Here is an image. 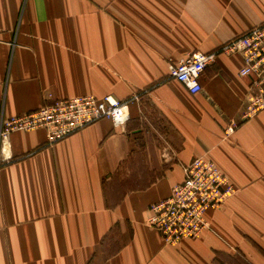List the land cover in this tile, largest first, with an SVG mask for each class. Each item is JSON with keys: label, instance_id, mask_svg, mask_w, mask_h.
<instances>
[{"label": "crops", "instance_id": "1", "mask_svg": "<svg viewBox=\"0 0 264 264\" xmlns=\"http://www.w3.org/2000/svg\"><path fill=\"white\" fill-rule=\"evenodd\" d=\"M262 23L264 0H0V122L89 96L129 113L53 143L43 129L9 135L0 264H264V109L243 116L251 76L238 54H218L196 95L168 77ZM198 157L234 194L196 239L166 245L149 206Z\"/></svg>", "mask_w": 264, "mask_h": 264}, {"label": "built area", "instance_id": "2", "mask_svg": "<svg viewBox=\"0 0 264 264\" xmlns=\"http://www.w3.org/2000/svg\"><path fill=\"white\" fill-rule=\"evenodd\" d=\"M218 54H238L242 60L239 75L252 78L244 118L264 109V23L232 38L212 53H194L185 60L168 65V77L180 83L191 95L201 92L200 77ZM108 119L114 126L129 120L127 103L112 96L101 99L76 97L50 103L34 112L12 116L0 122V168L11 160L8 137L13 132L43 129L47 141L62 140L99 120ZM237 124L225 129L230 136ZM234 194L228 178L204 157L183 166V180L173 186L170 195L148 209L147 226L156 230L166 245L196 239L208 229L204 215L218 209Z\"/></svg>", "mask_w": 264, "mask_h": 264}, {"label": "rangeland", "instance_id": "3", "mask_svg": "<svg viewBox=\"0 0 264 264\" xmlns=\"http://www.w3.org/2000/svg\"><path fill=\"white\" fill-rule=\"evenodd\" d=\"M225 261H227V259H224ZM223 261V259H221V261L220 262H222Z\"/></svg>", "mask_w": 264, "mask_h": 264}]
</instances>
